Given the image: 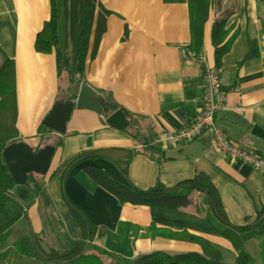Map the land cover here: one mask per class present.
I'll list each match as a JSON object with an SVG mask.
<instances>
[{
  "label": "crops",
  "instance_id": "crops-1",
  "mask_svg": "<svg viewBox=\"0 0 264 264\" xmlns=\"http://www.w3.org/2000/svg\"><path fill=\"white\" fill-rule=\"evenodd\" d=\"M97 2L108 14L100 36L93 40L91 34L83 80L101 95L104 114L73 105L64 127L60 112L48 120V127L44 121L50 110L56 106L64 111L65 102L74 100L79 89L74 98L67 97L78 1L55 0L63 64L57 74L54 53L34 49L35 35L49 17V0H0V60L4 56L14 63L17 137L11 142L23 141L33 150L53 145L54 140L59 142L58 147L53 146L45 174L31 173L40 187L37 194L26 184L30 174L23 183L13 182L9 194L25 208L4 242L14 233L12 244L47 230L58 231L63 248L76 243L80 230L67 212L62 190L85 217L104 228V235L95 238L91 246L104 254L118 253L122 264L155 250L202 251L205 243L220 251V243L226 244L224 237L203 219L200 193L191 194V202L180 209L120 204L90 173L98 170L125 186L146 189L157 181L173 186L192 177L195 170H202L216 188L228 222H252L254 210L264 201L263 171L225 156L213 146L208 133L191 141L159 146L158 154L146 146L153 144L159 132H172L190 122L200 106L202 64L188 53L193 41L189 1ZM209 14L199 48L206 62L215 65L210 42L213 22L224 19L226 38L231 39L218 60L225 102L216 112L215 122L231 141L264 155V137L251 133L254 126L264 132V0H213ZM119 107L130 123L128 115L136 117L133 122L146 144L126 130L106 124V117ZM104 148L133 152L126 178L112 161L102 157L66 166L82 150ZM157 156L162 159L157 161ZM118 223L124 224L122 237L117 235ZM154 229L172 232L174 237L152 235ZM186 234L195 239L185 238Z\"/></svg>",
  "mask_w": 264,
  "mask_h": 264
},
{
  "label": "trees",
  "instance_id": "trees-1",
  "mask_svg": "<svg viewBox=\"0 0 264 264\" xmlns=\"http://www.w3.org/2000/svg\"><path fill=\"white\" fill-rule=\"evenodd\" d=\"M78 1V22L72 35L71 52V77L68 80V98H74L77 87L84 79L85 65L88 56V49L91 34L96 40L104 30V17L108 12L99 7L97 0ZM192 8L191 30L193 35L192 44L189 50L197 51L202 45L204 25L208 21L213 0H188ZM50 13L36 33L34 38V49L40 53H54L56 73L63 70L62 57L57 38V11L55 0H49ZM210 42L215 56V66L218 67V60L228 48L231 41L226 38L224 19L217 20L210 26ZM14 63L7 57L0 60V243H3L9 234L10 227L24 213V206L17 203L9 194L13 186L12 178L2 158L3 148L17 137L15 127L16 102L15 100ZM131 123L125 129L133 138L140 143L146 144L143 134L140 133L133 120L136 117L128 115ZM56 148L59 142L52 143ZM150 152H161L159 144H146ZM133 152L119 148H104L94 150H82L77 153L66 166L86 158L102 157L112 161L120 171L121 176L126 178L127 166ZM264 157V155H262ZM160 161L162 157H155ZM67 168V167H66ZM91 176L108 192L114 195L120 204L129 202L142 204L150 207H164L180 209L191 202V194L200 193L204 202L203 219L208 222L216 231L226 238L236 251L235 260L237 264H250L248 254L242 250L245 241L252 237L264 236V201L254 210V218L251 223L244 225H232L228 222L225 212L221 206L220 196L212 184L208 174L202 170H195L192 177L181 180L173 186H165L157 181L154 185L139 189L134 186H125L113 180L98 170H91ZM264 176V172H263ZM26 184L33 193L39 192L40 187L34 177L30 174ZM61 196L66 205L67 212L74 220L80 230V236L76 243L64 247L62 251L44 250L40 247L35 237H23L15 242L13 246L19 254L32 259L50 260L61 264H74L80 259L91 264H101V257L91 248V242L95 238L102 237L105 230L102 226L92 223L81 209L71 203L63 194ZM200 211V210H199ZM124 224L118 223L117 235L123 236ZM153 227H150V229ZM152 235L174 237L172 232H165L154 229ZM187 239H195V236L186 234ZM8 251V250H7ZM4 253V252H3ZM129 264H226L223 262L220 251L209 244H204L202 251H183L170 253L163 250H155L149 253L137 255Z\"/></svg>",
  "mask_w": 264,
  "mask_h": 264
},
{
  "label": "built area",
  "instance_id": "built-area-1",
  "mask_svg": "<svg viewBox=\"0 0 264 264\" xmlns=\"http://www.w3.org/2000/svg\"><path fill=\"white\" fill-rule=\"evenodd\" d=\"M190 57L202 64L201 102L193 119L174 131H161L153 143L165 146L191 141L208 133L213 146L222 151L230 159H240L252 167L264 172V157L255 151L244 149L231 141L224 131L216 124L215 114L224 106L225 92L221 87L219 70L215 65L208 64L200 49L190 50Z\"/></svg>",
  "mask_w": 264,
  "mask_h": 264
},
{
  "label": "water",
  "instance_id": "water-1",
  "mask_svg": "<svg viewBox=\"0 0 264 264\" xmlns=\"http://www.w3.org/2000/svg\"><path fill=\"white\" fill-rule=\"evenodd\" d=\"M101 95L93 90L84 80L79 84V89L74 100H68L65 102L66 109L62 111L61 108L56 106L48 113L44 124L48 127L51 125L48 120L57 114H63L61 124L64 127V121L69 115V111L74 105L77 108H86L97 114L103 115L104 110L100 103ZM106 124L115 129L125 130L129 126V119L126 116V112L123 108L119 107L108 115L105 119ZM57 131H63L58 126H52ZM251 133L264 137V132L257 126H254ZM54 151L53 145L46 144L37 150H33L23 141H16L8 143L2 150V158L8 169V172L14 183L25 182L27 175L34 174H45L48 165L50 163L51 155Z\"/></svg>",
  "mask_w": 264,
  "mask_h": 264
},
{
  "label": "rangeland",
  "instance_id": "rangeland-1",
  "mask_svg": "<svg viewBox=\"0 0 264 264\" xmlns=\"http://www.w3.org/2000/svg\"><path fill=\"white\" fill-rule=\"evenodd\" d=\"M143 134V133H141ZM43 207H45V203H43ZM23 222V220L21 221ZM47 222V221H46ZM50 225L53 226V220L50 219ZM24 226V225H23ZM15 228V226H14ZM13 229V228H12ZM26 232V229L25 231ZM13 233V230L11 231V234ZM13 235V234H12ZM37 242L40 244V246L44 250H54L57 252L62 251L63 249V242L62 239L58 233L56 232H48L47 230L42 231L40 234L34 235ZM16 238V233L9 238L6 242H4L0 246V264H61L58 262L50 261V260H35V259H29L24 255H20L12 243ZM13 239V241H11ZM223 241H225L226 244L220 243L219 249L220 254L222 257L223 262L226 264H237L235 260V254L236 251H234L233 247L229 243L228 240L225 238H222ZM227 245V246H225ZM91 248H93L91 246ZM8 250V251H7ZM95 252L99 254L101 257V264H122L121 261H119V254H104L101 252V249L95 250ZM242 250L244 253L248 254L251 260L250 264H264V236L262 237H252L245 241L242 245ZM4 252V253H3ZM168 252H176V251H168ZM118 254V255H117ZM74 264H91L90 262L85 261V259H80L78 262Z\"/></svg>",
  "mask_w": 264,
  "mask_h": 264
}]
</instances>
